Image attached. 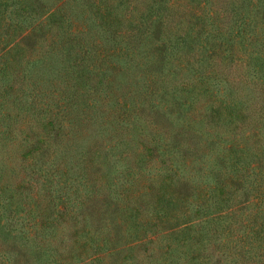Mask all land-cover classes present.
<instances>
[{"label": "trees", "instance_id": "trees-1", "mask_svg": "<svg viewBox=\"0 0 264 264\" xmlns=\"http://www.w3.org/2000/svg\"><path fill=\"white\" fill-rule=\"evenodd\" d=\"M0 264H264V0H0Z\"/></svg>", "mask_w": 264, "mask_h": 264}, {"label": "rangeland", "instance_id": "rangeland-1", "mask_svg": "<svg viewBox=\"0 0 264 264\" xmlns=\"http://www.w3.org/2000/svg\"><path fill=\"white\" fill-rule=\"evenodd\" d=\"M239 72H242L241 69H238V73H239ZM262 98H263V96H262Z\"/></svg>", "mask_w": 264, "mask_h": 264}]
</instances>
